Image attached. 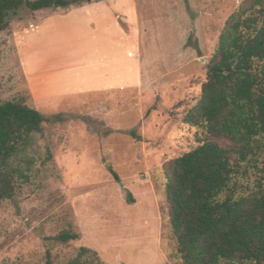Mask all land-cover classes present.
Wrapping results in <instances>:
<instances>
[{
    "label": "rangeland",
    "instance_id": "rangeland-1",
    "mask_svg": "<svg viewBox=\"0 0 264 264\" xmlns=\"http://www.w3.org/2000/svg\"><path fill=\"white\" fill-rule=\"evenodd\" d=\"M117 1V18L135 48L128 55L142 66V78L125 89L40 107L29 97L19 56L26 31L48 13L88 2L22 8L0 32V101L24 97L53 121L36 136L30 182L0 201V264H46L47 253L52 264H67L81 246L104 264H181L163 166L205 136L183 117L200 98L227 19L253 0ZM63 230L80 232L81 239L47 238Z\"/></svg>",
    "mask_w": 264,
    "mask_h": 264
},
{
    "label": "trees",
    "instance_id": "trees-1",
    "mask_svg": "<svg viewBox=\"0 0 264 264\" xmlns=\"http://www.w3.org/2000/svg\"><path fill=\"white\" fill-rule=\"evenodd\" d=\"M91 1L0 0V32L22 8ZM183 121L202 128L205 136L163 166L181 264H264V0L239 7L227 19L200 98ZM50 122L24 97L0 101V201L14 198L18 187L30 182L36 136ZM134 201L130 195L128 202ZM47 238L67 244L81 234L63 230ZM47 256L46 264H52ZM67 264L104 262L95 250L81 246Z\"/></svg>",
    "mask_w": 264,
    "mask_h": 264
},
{
    "label": "crops",
    "instance_id": "crops-1",
    "mask_svg": "<svg viewBox=\"0 0 264 264\" xmlns=\"http://www.w3.org/2000/svg\"><path fill=\"white\" fill-rule=\"evenodd\" d=\"M119 6L100 0L48 13L26 31L19 56L37 107L64 96L125 89L142 78L141 63L128 55L135 48L117 18Z\"/></svg>",
    "mask_w": 264,
    "mask_h": 264
}]
</instances>
